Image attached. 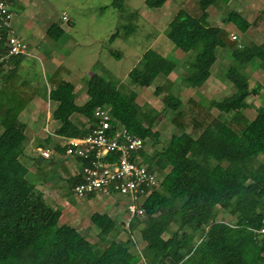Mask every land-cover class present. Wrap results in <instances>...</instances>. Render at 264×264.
Returning <instances> with one entry per match:
<instances>
[{"label": "trees", "instance_id": "1", "mask_svg": "<svg viewBox=\"0 0 264 264\" xmlns=\"http://www.w3.org/2000/svg\"><path fill=\"white\" fill-rule=\"evenodd\" d=\"M169 1L145 0V5L161 8ZM230 1L179 2L164 31L178 48L193 54L185 61L186 75H179L174 89L165 91L157 79H165L178 63L154 48H147L129 71L132 82L154 86L161 109L142 106L136 89L119 86L99 72L86 80L84 102L79 101L75 84L65 79L46 95L54 103L51 116L59 125L43 142L63 156L68 145L51 144L52 137L88 135L98 121L99 106L110 109L113 127L121 124L143 137L145 148L147 142L161 141L157 126L160 116H165L163 111L170 109L168 121L179 131L172 132L160 150L138 152L148 169L162 177L161 188H155L143 202L142 215L121 221L109 211L92 213V225L84 229L61 221L62 207L50 200L44 185L56 177L74 192L90 162L78 156L73 174L63 176L57 170L60 158L40 153L28 157L27 122L21 114L36 96L37 87L25 79L19 81L16 64L22 55H13L0 66L1 87L9 91V103L0 104V264H264V238L253 231L264 218V102L254 103V96H264V89L254 86L246 71L249 65L264 69V40L244 42L236 34L230 37L228 29L209 21V8L220 7L224 24L231 23L241 32L252 25L264 32V9L250 20L241 11L227 10L223 3ZM114 3L127 10L123 0ZM130 14L131 20L134 12ZM63 20L52 22L47 36L59 39L64 34ZM124 27L126 36L137 28L132 20ZM225 49L230 51L223 58L233 60L225 71L232 91L208 99L207 104L195 96L183 100L176 91L182 88L180 84H204L219 61L218 51ZM110 53L117 58L122 55L113 49ZM9 63L13 65L5 66ZM76 114L87 121L75 119ZM103 158L116 160L118 153ZM31 161L36 173L28 164Z\"/></svg>", "mask_w": 264, "mask_h": 264}, {"label": "rangeland", "instance_id": "2", "mask_svg": "<svg viewBox=\"0 0 264 264\" xmlns=\"http://www.w3.org/2000/svg\"><path fill=\"white\" fill-rule=\"evenodd\" d=\"M181 1L182 0H171L166 2L161 8L149 9L145 5V0H123L124 6L127 8L126 11H122V9L114 3V0H31L29 3L30 5L23 4L21 0L12 3L9 2L14 13L13 22L17 21L18 29H22H20L21 32L18 31L19 33L17 34H20L19 36L28 44L30 43L33 45L35 42L28 39L25 22L26 20H34L33 24H42L44 19L39 21L38 19L37 21L33 19L37 16L38 11L47 15L48 13L54 15L51 19H45V24H48V27L56 20L57 16L62 20L64 13L69 15L72 19L71 23H69V21L63 23L66 31H64V34L59 39L54 40L50 39V37H46L45 39L42 38L39 41L38 47L33 51V56L36 58L42 47L43 49L46 47L47 49L44 50L45 53H47V57L51 60H55L57 65L54 69L51 70L50 67L45 69V66L42 65L37 58L35 61L38 62V66L39 64L41 65L42 71L38 69L37 64L33 68L30 67V62L27 61L22 63L26 67L25 69H17L21 75L19 81L25 79L37 87L36 96L32 100L33 102L36 101L35 104L31 107V101L28 104L29 106L25 108L21 114V118L27 122L26 131L29 137L25 145V151L28 153L27 155L31 157L37 156V154L40 153L38 147L42 148V146H49L52 148L51 145H45L43 141L42 143L41 141L37 143V141L38 139H43L45 129H49L51 133L55 130L56 124L49 113L54 103L50 102L46 95H48L49 90L60 83L62 79H67L74 83L79 82V84L87 86L86 80L90 75L94 72H99L116 81L119 86L126 87L128 85L130 88L136 89L139 95L137 100L142 106L148 104L147 106H154L157 109H161L163 106L161 97L155 92L154 86L142 87L132 82L128 73L131 68L137 64L142 53L147 48H154L170 59L177 61L178 64L175 72L178 73V75H186V71L184 70L185 61L193 53L185 52L178 48L166 36L164 31L170 19L177 12L179 2ZM223 4L226 6L227 10L230 8L243 12L250 20L254 19L257 13L264 9V0H231L228 4ZM131 12H134L133 19L131 20L135 23L137 28L133 33L126 36L124 35V25L131 21ZM48 20L49 23H47ZM209 21L228 29L230 37L233 34L238 35L240 41L247 42L252 40L256 43H261L264 40L263 29L258 25H253L248 32H241L231 23L224 24L220 7H210ZM262 22L263 21H261V23ZM113 36L115 37L112 38ZM47 41L50 45H44ZM50 46L56 47V50H50ZM111 49L119 51L122 54L121 57L117 58L112 55L110 53ZM228 51L230 50L225 49L223 51H218V53L220 52L219 61L213 68L214 78H219L222 83H220L221 90L214 94L213 89V92H211V85L212 87H214V85L206 84L203 89L206 93L209 91L207 97L214 94L219 96L215 98H220L222 95L232 91L228 82L225 81V71L229 64H233L232 59L228 57L223 58ZM23 59H25V57ZM61 61L62 63L60 65L59 62ZM246 71L252 77L251 83L254 86H258L260 89H264V69L254 68L252 65H249ZM214 78H212L213 82H218V79ZM159 79H161L160 85L163 86L165 91L174 89V83L164 81L161 76L157 80L159 81ZM1 86L0 84V104L5 103V105H7V103H9V91L6 90L7 92H5ZM27 86L29 87V85ZM180 87L182 88L176 91L182 96L183 100H186L187 93L188 95L194 93L193 90H185L184 84H180ZM84 90L85 89L81 90L79 96L83 94L85 99L86 91ZM83 91L84 93H82ZM84 99L79 98V101L84 102ZM204 101L208 102L207 99H204ZM263 102V95L258 94L254 96L255 104H261ZM41 103L43 104V108H41ZM163 112L165 116L163 118L160 116L159 127L157 126V128L161 129V141L155 145L151 142H147L146 147L148 152H153L155 149L160 150L168 144L172 132L179 131L168 121L170 109H166ZM80 118L81 116L75 115V119ZM215 126L219 127L218 124ZM54 137L56 138L58 136L54 135ZM58 139L62 141L60 143L63 145L68 143V138L64 139L59 137ZM52 157L60 158V160L58 159L59 165L57 170L59 173H62L61 175L75 171L72 160L76 159L78 156L73 155L70 156L69 159H66L64 157H59L58 153L55 151ZM28 164L31 166V169L35 171V169L32 168L33 161ZM69 166H71V169ZM67 185L66 181L53 177L46 192L50 198L58 199L59 196L64 199V206H66V208L58 203V206L63 209V215L61 217L62 222H67L77 226L79 229H84L92 225V222H90L92 213L95 211L103 212L104 209L115 214L118 221H121L123 217H128L127 205L129 200L121 194H114L112 196L97 194L91 198H77L74 192L67 188ZM158 188H161V186H158ZM65 200L70 206H68ZM113 201L116 204L115 210L110 208L111 206L109 205V203ZM118 209H120L122 213L118 212ZM226 218L228 221H232V217L227 216ZM139 264L146 263L142 261Z\"/></svg>", "mask_w": 264, "mask_h": 264}, {"label": "built area", "instance_id": "3", "mask_svg": "<svg viewBox=\"0 0 264 264\" xmlns=\"http://www.w3.org/2000/svg\"><path fill=\"white\" fill-rule=\"evenodd\" d=\"M13 15L9 3L0 0V66L13 55H31L27 43L15 32ZM63 19L68 22L70 17L64 13ZM109 110L108 107H97L95 116L98 121L93 130L84 137L68 138L64 156L57 153L59 157L81 156L90 162L83 168V180L73 189L77 198L91 193L107 196L121 194L129 200L127 212L131 218L144 213L141 205L160 186L162 177L157 171L149 170L138 153L145 149L144 138L131 133L121 124L113 127ZM38 148L45 158H51L55 152L50 148ZM111 152L118 153V159L105 160L103 157ZM134 152L137 154L133 157ZM253 231L264 238V218L262 225Z\"/></svg>", "mask_w": 264, "mask_h": 264}, {"label": "crops", "instance_id": "4", "mask_svg": "<svg viewBox=\"0 0 264 264\" xmlns=\"http://www.w3.org/2000/svg\"><path fill=\"white\" fill-rule=\"evenodd\" d=\"M8 3L10 2V3H12V2H14V1H17V0H6ZM22 2H23V4H25V5H30L29 3L31 2V0H21ZM9 3V4H10ZM212 7V6H211ZM210 9V8H209ZM41 15V16H40ZM52 16H54V15H52V14H50V13H48V15L47 14H44V13H41L40 11H38V13H37V16H35L33 19H35V21H37V19H38V21L39 20H41V19H44V21L42 22V24H33V22H34V20L33 21H30V20H26V22H25V28L27 29V31H26V33H28V39L29 40H31V41H33V42H35V44H28L27 43V46H28V50L30 51V56H22L21 57V60H20V62H18L16 65V67H17V69H21V68H26L22 63L24 62V61H27V62H30V67H34L36 64H37V67H38V69L40 70V71H42V67H41V65L39 64V66H38V62H36L35 60H39V62L42 64V65H44L45 66V69H47L48 67H50L51 68V70L52 69H54L57 65H56V63H55V60H51V59H49V57H47V53H45V50L44 49H47L46 47H44V49H43V47H42V49L40 50V52H39V54H38V56L36 57V58H34V49H36L37 47H38V45H39V41L43 38V39H45L46 37H48L49 38V36H47V28H48V24H45L46 22H45V19L47 18V19H51L52 18ZM57 18H58V16H57ZM56 18V20H58ZM13 19H14V15H13ZM13 19H12V22H13ZM55 20V21H56ZM64 22H66L65 20H63V22L61 23V26H62V28L64 29V31H66L65 30V28H64ZM47 23H49V20L47 21ZM13 24V27H14V29H15V32L16 33H19V32H21L20 31V29L21 28H19L18 29V23H17V21H15V22H13L12 23ZM64 25V26H63ZM253 26V25H252ZM251 26V27H252ZM235 27V26H234ZM250 27V28H251ZM236 28V27H235ZM250 28L247 30V32L250 30ZM237 29V28H236ZM22 30V29H21ZM238 30V29H237ZM19 31V32H18ZM239 31V30H238ZM20 35V34H19ZM21 37V36H20ZM51 39V38H50ZM32 43V42H31ZM45 44H49L50 45V43H48V41L46 42V43H44V45ZM51 47V49L50 50H56V47H52V46H50ZM25 57V59H23ZM60 63V65H61V63H62V61L61 62H59ZM13 65V64H12ZM12 65H10V63H9V65L7 64V65H5V66H12ZM8 68V67H7ZM182 71V70H181ZM215 76H214V74H213V71H212V74H211V76L207 79V81L204 83V84H202L201 86H199V87H185V90H193L194 91V93L193 94H191V95H188V93H187V96H186V99L189 97V96H195L199 101H201V102H204L205 104H207V102H205L204 101V99H211V98H215V97H219V96H216V95H214L217 91H219V90H221V86H220V83H221V81H220V79L219 78H214ZM179 78V75H178V73H176L175 71H172L165 79H163L164 81H168V82H171V83H174L175 84V82L177 81V79ZM212 78H214V79H218V82L217 81H215V82H213V80H212ZM67 80V79H66ZM70 81V80H69ZM71 82H73V81H71ZM74 83V82H73ZM76 83V84H75ZM74 84H75V87H76V90L78 91V99L79 98H83L84 99V95L82 94L81 96H79L80 94V92H81V90L82 89H85L84 91H86V97H85V99H84V101L87 99V97H88V94H87V90H86V86H84L83 84L81 85V84H79V82L77 83V82H75ZM206 84H213L214 85V87H215V84H216V87L214 88V87H212V85H211V92H213L214 91V94H212L211 96H209V97H207V95H208V92L206 93V92H204V89L203 88H205V85ZM222 84V83H221ZM84 87V88H83ZM212 89H213V91H212ZM84 91L82 92V93H84ZM138 92V91H137ZM264 97V96H263ZM36 102V101H35ZM35 102H33L32 101V104H31V107H32V105H34L35 104ZM42 104V103H41ZM256 105H259V104H256ZM41 108H43V104H42V107ZM49 113L51 114V111H49ZM77 116H81V118L80 119H78V120H80V121H83V122H86L87 121V119H85L86 117H84V116H82V115H78L77 114ZM52 120L55 122V130H54V132L53 133H56V127L59 125V122L57 121V120H55L53 117H52ZM47 133H49V129H45V134H44V136H43V139H38V141H37V143L39 142V141H44V139L47 137ZM26 134H27V141H28V132L26 131ZM30 136V135H29ZM55 136H58V137H52V144L53 143H55V141L57 140V141H60L58 138L60 137V138H63V137H61V136H59V135H56L55 134ZM65 139V138H64ZM26 141V142H27ZM33 141V140H32ZM62 142V141H61ZM36 143V144H37ZM49 146H46V148H48ZM51 147H53V146H51ZM50 148V147H49ZM50 149H53V148H50ZM54 150V149H53ZM145 150L146 151H148L147 150V147L145 148ZM26 154H28L27 152H26ZM39 154V153H38ZM29 156V155H28ZM36 157V156H35ZM68 161V160H67ZM72 163H74V166L76 167V162L74 161V160H72ZM70 167V169H71V166H69ZM75 169V168H74ZM73 172L74 171H71L70 173H68V174H73ZM60 174H62V173H60ZM67 173H64V175L63 176H66V175H68ZM49 186H50V182L49 183H47V184H45L44 185V192L46 193L47 192V188H49ZM47 194V193H46ZM52 202H54V203H56V204H60L61 206H63L64 208H66V206H64V199H62V197H59L58 196V199H54V198H51L50 199ZM65 202L68 204V206H70L69 205V203L65 200ZM53 203V204H54ZM109 205L111 206L110 208H113L114 210L116 209V204L114 203V201L113 202H110L109 203ZM63 210V209H62ZM94 210V209H93ZM104 211H108V210H105L104 209ZM118 212H120V213H122V211L120 210V209H118ZM76 215H77V213H76ZM123 218H125V217H123ZM90 222H91V220H90Z\"/></svg>", "mask_w": 264, "mask_h": 264}, {"label": "clouds", "instance_id": "5", "mask_svg": "<svg viewBox=\"0 0 264 264\" xmlns=\"http://www.w3.org/2000/svg\"><path fill=\"white\" fill-rule=\"evenodd\" d=\"M64 15V14H63ZM63 17V16H62ZM49 148V147H48ZM145 150V149H144Z\"/></svg>", "mask_w": 264, "mask_h": 264}]
</instances>
